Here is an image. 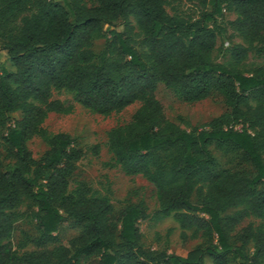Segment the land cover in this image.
<instances>
[{"label":"trees","instance_id":"1","mask_svg":"<svg viewBox=\"0 0 264 264\" xmlns=\"http://www.w3.org/2000/svg\"><path fill=\"white\" fill-rule=\"evenodd\" d=\"M89 1L0 0V51L13 67L0 65V264H83L92 256L100 264H206L205 256L212 264L229 257L264 264V63L244 68L250 51L264 53V0H197L195 16L179 14L177 0ZM228 30L243 43L223 41ZM99 38L104 45L95 53ZM159 83L188 103L217 93L229 110L183 128L165 117ZM52 90L101 115L140 103L129 123L109 130L108 149L126 175L154 186L156 215L172 216L184 240L185 231L201 232L205 246L185 255L145 248L141 202L114 216L109 196L85 181L71 185L84 151L69 134L42 126L49 112L74 108L52 99ZM15 112L21 117L11 120ZM35 136L47 145L38 158L27 147ZM212 146L239 154L251 172L221 168ZM25 199L36 246L45 247L68 219L82 231L49 251L18 254L11 237ZM249 216L261 223L236 232Z\"/></svg>","mask_w":264,"mask_h":264},{"label":"rangeland","instance_id":"2","mask_svg":"<svg viewBox=\"0 0 264 264\" xmlns=\"http://www.w3.org/2000/svg\"><path fill=\"white\" fill-rule=\"evenodd\" d=\"M86 3L90 5L91 1L87 0ZM175 7L177 12L183 16H195L201 5L197 0H177ZM225 15L226 19L235 17L233 12H226ZM231 34H233L232 31L228 30L223 41L243 43L241 37L235 34L232 39L228 38ZM104 41V38L93 41L92 49L95 53L102 50ZM220 43L221 40L219 41ZM223 46L227 45L223 43ZM137 48L140 49V46L137 45ZM214 59L220 60L216 52L214 53ZM262 63H264V53L257 54L254 51H250L244 68H250L255 64ZM0 65L13 70L6 51H0ZM155 96L163 107L165 117L183 128L201 126L210 119L229 110L223 98L217 93H212L203 100L188 103L180 99L172 89L159 83L155 90ZM51 98L62 101L68 100L74 106L69 114L49 112L42 123V126L50 132L69 134L74 138L76 146L84 151V156L76 163L71 178L72 186L77 181H85L97 194L109 196L114 216L126 205L141 202L148 213V218L140 222L141 244L145 248L185 255L194 247L207 244L208 240L202 236L201 232L191 236L192 230L185 231L188 237L185 240L182 239V230L172 216L158 217L156 215L158 200L154 186L141 175H126L114 162L112 153L108 149L107 134L111 128L124 126L129 123L133 113L140 106L139 102L133 103L119 112L101 115L73 102L72 95L64 90H52ZM20 117L21 113L15 112L11 115V120L20 119ZM27 147L34 158H38L47 149V145L36 136L27 142ZM211 150L218 159L221 168L229 169L231 172H251L249 164L245 163L239 154L224 153L213 146ZM2 162L6 165L7 163H12V160L2 156ZM234 210L229 209L227 213ZM33 211L34 209L29 199H25L16 210L18 219L15 223V231L11 237V242L18 254L32 251L37 253L43 250L49 251L57 244H66L82 231L81 224L68 219L60 225L57 233L54 234V237L45 247L36 246L31 241L39 236L32 217ZM250 223L257 225L261 223V220L253 216L246 217L239 224L236 232ZM117 226L118 224L115 220L111 221V227L115 232H117ZM232 241L235 242V238L232 237ZM205 262L206 264H212L209 256H205ZM82 263L100 264L97 256L87 259L82 258ZM228 264L245 263L240 259L229 257Z\"/></svg>","mask_w":264,"mask_h":264},{"label":"built area","instance_id":"3","mask_svg":"<svg viewBox=\"0 0 264 264\" xmlns=\"http://www.w3.org/2000/svg\"><path fill=\"white\" fill-rule=\"evenodd\" d=\"M225 44H227V42H225Z\"/></svg>","mask_w":264,"mask_h":264}]
</instances>
